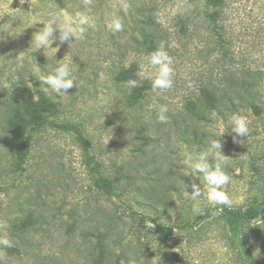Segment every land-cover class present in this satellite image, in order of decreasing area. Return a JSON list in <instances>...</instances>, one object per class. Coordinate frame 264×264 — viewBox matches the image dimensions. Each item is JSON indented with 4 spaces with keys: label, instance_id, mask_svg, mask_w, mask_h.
Listing matches in <instances>:
<instances>
[{
    "label": "rangeland",
    "instance_id": "obj_1",
    "mask_svg": "<svg viewBox=\"0 0 264 264\" xmlns=\"http://www.w3.org/2000/svg\"><path fill=\"white\" fill-rule=\"evenodd\" d=\"M61 1L0 0V238L12 244L0 247V264H264V213L247 225L243 242L234 238L218 209L224 205L187 199L192 182L205 192L207 185L184 164L187 153L195 156L222 135V154L230 158L226 207L245 209L264 196V0ZM78 11L93 19L84 39L65 43L54 59L36 50L37 22ZM116 17L120 32L108 26ZM154 32L173 58L174 83L166 90L153 89L156 70L143 44ZM55 59L73 62L70 96L46 91L37 79ZM133 64L143 89L136 105L129 102L136 87L116 80ZM42 97L60 112L54 123L28 129L31 152L21 171L10 123L18 118L24 127ZM233 113L247 117L250 129L240 143L232 141ZM59 124L91 141L90 154L115 195L95 186L83 143ZM206 211L210 217L202 218ZM147 220L155 228L147 229Z\"/></svg>",
    "mask_w": 264,
    "mask_h": 264
},
{
    "label": "clouds",
    "instance_id": "obj_2",
    "mask_svg": "<svg viewBox=\"0 0 264 264\" xmlns=\"http://www.w3.org/2000/svg\"><path fill=\"white\" fill-rule=\"evenodd\" d=\"M25 2L26 0H19L21 5ZM85 4L90 5L91 0H85ZM37 23L42 24L43 27L39 28L33 34L32 44L35 45L36 50L44 49L45 51L53 52L54 59L55 54L65 43L71 44L77 40L85 38V33L93 24V19L88 11H78L71 14L67 19L62 13H58L52 15L45 22ZM108 26L113 32H120L123 30V24L118 17L113 18ZM57 32L58 36L54 35V33ZM2 39L3 37L0 38V40ZM54 44L55 47H53ZM147 60L150 66L156 70L152 81L153 89L166 90L172 88L174 83L173 58L168 54L163 42H161L154 51L148 54ZM56 61L57 66L51 72L47 74L41 72L37 79L42 82L41 85H47V87H44L46 91L50 89L53 93L61 97L70 96L68 90L73 88L74 81L77 82L73 76L71 67V63L73 62H64L63 59ZM126 83L130 88L138 86L137 80H128ZM28 88L34 89L31 82H29ZM167 112V106L161 105L158 114L160 122L166 121ZM210 118L213 120L217 119L218 113L213 110ZM230 123L232 125L231 132L235 133L232 137V141L233 143H240L237 137L248 136L250 131L247 117L240 115L239 113H233L230 118ZM221 137L222 135L219 139H212L209 142L207 149L200 151L195 156L190 152L186 154L184 164L189 169H194L196 173H202L203 179L207 185L206 192L202 191L200 184L196 182L191 183V193L184 190L187 199L191 202H198L201 198H206V200L213 205L230 206L232 203L229 194L226 191H223V188L230 183L231 176L226 171V163L230 158L222 154L224 142ZM192 210L195 213H199L201 210L199 204L193 203ZM258 219L261 220L260 217H258ZM144 223L146 224L147 229H153L156 226L150 220H147ZM11 246L12 244L9 239L0 238V247ZM258 255L259 249L255 252V256Z\"/></svg>",
    "mask_w": 264,
    "mask_h": 264
},
{
    "label": "trees",
    "instance_id": "obj_3",
    "mask_svg": "<svg viewBox=\"0 0 264 264\" xmlns=\"http://www.w3.org/2000/svg\"><path fill=\"white\" fill-rule=\"evenodd\" d=\"M206 1L211 3L213 0ZM57 2L62 4L61 0H57ZM208 19L212 20V17L209 15ZM156 34L157 33L155 32L148 33L144 39L143 44L150 50V52L154 51L161 43L157 42L159 39ZM136 71L137 65L133 64L129 68L122 69L116 76V80L120 83H126L128 80H137ZM142 90V88L137 87L133 90L129 97L131 105L138 104L139 100L143 97ZM211 99L215 102V98L213 96H211ZM26 108H28L27 105ZM255 108L259 107L255 106ZM193 109L194 108L192 107V110ZM59 112V104L53 102L47 97H42L32 109L31 118L24 127L20 126L18 118L14 119L12 123H10V129L12 130L17 142L16 166L19 170L22 171L24 169V165L31 152V141L28 135V129H41L49 123H54L50 121V119L59 114ZM56 126L57 128L74 132L77 135L78 140L83 143L84 151L86 152L89 164L93 165V170L98 174L95 180V186L107 195H115V185L109 178L101 174V164L90 154L91 141L86 138L81 130L75 126H69L66 124H59ZM218 209L222 210V218L224 219L231 235L243 242L247 225L257 220L258 217L264 213V196L261 201L256 200L245 209L230 208L226 206H220ZM210 215V211H206L202 218H209ZM28 224V222L23 224V228H26V225ZM157 230L166 236H170L173 232L171 228H167L162 225H157ZM242 245L246 249L247 255L252 257V252L248 249L246 244L243 243Z\"/></svg>",
    "mask_w": 264,
    "mask_h": 264
}]
</instances>
